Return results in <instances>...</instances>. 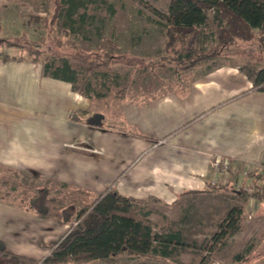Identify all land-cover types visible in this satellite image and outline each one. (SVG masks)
<instances>
[{
	"label": "crops",
	"instance_id": "obj_1",
	"mask_svg": "<svg viewBox=\"0 0 264 264\" xmlns=\"http://www.w3.org/2000/svg\"><path fill=\"white\" fill-rule=\"evenodd\" d=\"M7 4L0 0V13ZM237 54L231 50L215 65L176 68L165 82L154 74L149 92L127 94L119 103V128L111 129L69 116L72 110L88 113L92 105L71 82L43 76L40 62L20 59L22 55L5 60L0 53V167L19 172L14 175L21 174L30 185L60 181L94 193L113 185L127 196H155L159 202L149 204L155 211L150 218L156 221V212L171 217L170 210L192 196L215 194L206 190L214 160L230 162V172L221 175L230 183L241 180L246 166L264 163V91L251 90L252 82L241 70L243 65L264 68V53L244 60L233 58ZM156 84L164 89L153 93ZM258 184L264 187V177ZM26 199L23 191H0V241L12 252L39 259L49 253L46 243L69 224L30 211ZM157 260L158 255L119 253L81 264Z\"/></svg>",
	"mask_w": 264,
	"mask_h": 264
},
{
	"label": "trees",
	"instance_id": "obj_2",
	"mask_svg": "<svg viewBox=\"0 0 264 264\" xmlns=\"http://www.w3.org/2000/svg\"><path fill=\"white\" fill-rule=\"evenodd\" d=\"M90 1L94 0H55L50 17L32 14L28 22L52 30L60 15L72 18ZM211 9L215 11L218 22L213 32L215 43L210 47H198L197 43L202 35L201 26L206 22L207 12ZM153 10L161 17L166 38L161 57L173 61L177 70H184L207 60H211L210 65L217 64L214 59L222 55L237 39H258L264 52V0H171L166 13L155 8ZM52 40L61 42L56 36ZM3 42L8 48H25L28 57L21 56L20 59L40 62L43 76L69 81L73 89L90 99L98 96L94 91V82L83 77L78 83L79 73L94 75L98 70L109 71L118 59L113 52L107 50H102L101 56L63 57L55 52L46 53L39 46L25 47L9 37H1L0 45ZM3 58L17 59L14 55H4ZM152 65L155 66L156 63ZM241 70L251 80V90L264 91V68L243 65ZM128 92V85L116 88L113 91V101L122 102ZM75 112L86 113L87 110L80 109L69 114L71 118L79 119ZM132 133L146 136L136 129ZM252 175L254 188L250 192L245 189L236 190L241 205L232 206L226 211L213 235L215 239L220 240L238 229L240 217L251 198L264 200V187L258 184L263 176ZM0 185L23 191L27 195L26 208L37 215L69 224L62 236L46 243L49 253L39 259L12 252L0 241V264H81L119 253L167 258L195 245L186 240L177 222L170 217L162 214L165 222L161 225L150 218L154 209L149 204L159 202L155 196H127L119 193L113 185L100 193H94L60 181L51 185H28L4 178L0 180ZM221 188L230 192L235 190L212 183L206 190L216 193ZM240 256L235 255V259ZM208 260L209 256L204 255L201 262L205 264Z\"/></svg>",
	"mask_w": 264,
	"mask_h": 264
},
{
	"label": "rangeland",
	"instance_id": "obj_3",
	"mask_svg": "<svg viewBox=\"0 0 264 264\" xmlns=\"http://www.w3.org/2000/svg\"><path fill=\"white\" fill-rule=\"evenodd\" d=\"M7 1L5 11L0 13V16L4 14L3 20L0 19V38L9 37L25 47L39 46L46 53L55 52L63 57L71 55L101 56L102 50L113 52L116 58L118 57L109 71L98 70L94 75L85 72L79 73L78 83L83 77L93 81L94 91L98 96L91 99L92 105L88 113L75 112L78 118L82 116L84 119H89L97 113H102L105 117L103 126L118 129L116 112L119 103L112 99L113 91L116 88L128 85V94H141L148 88L149 80L154 78V74L158 73L164 82L173 77V70L176 69L175 63L161 57L166 38L160 22L161 17L153 10L155 8L166 13L171 0L90 1L85 8H80L78 14L72 18H67L64 14L60 15L52 30L29 23L28 19L32 14L50 17L54 11L55 0ZM207 14V20L201 26L202 35L197 43L198 47H210L215 43L213 32L217 27V18L212 9ZM53 36L60 38L61 42L52 40ZM12 49L13 51H10ZM261 49L262 44L258 39H237L214 61L224 60L226 58L224 55L231 50L238 51V54L233 57L237 60H244L248 57L256 59L260 54L263 55L264 52ZM10 50H7L5 42L0 45V53L3 55L28 57V53L23 47ZM203 62L210 63L211 60ZM153 63H156L157 66H153ZM163 87L156 84L152 91L153 93L159 92L164 89ZM81 142L86 143L87 140L83 139ZM73 147L93 150L92 147L80 143H74ZM11 171L0 167V180L7 178L27 184L28 180L21 174L14 175L19 172L14 171L12 174ZM245 177L247 176L243 175L241 180H235L234 183H230L229 180L226 183L217 184L220 186L229 185L235 189L234 191L223 189L205 198L202 197L203 195L192 196L186 205L173 207L169 212L172 217L170 218L177 222L186 240L195 245L180 253H175L171 257L158 256V259L161 260H157L156 263L202 264V257L208 255L209 260L205 264H264V200L259 201L256 198H251L248 202L251 208L248 210V206L247 209H244L238 222V229L220 240L213 237L218 230L219 223L225 217L226 211L232 206L241 205L236 190L245 189L250 192L254 188V175L248 176L247 182ZM245 187L251 188V190ZM6 190L17 191L0 185V191ZM13 199L18 200L16 197ZM256 205L259 206L256 208ZM154 217L158 225L165 222L161 213L156 212ZM237 254L241 256L236 260L235 255ZM141 264H145V262Z\"/></svg>",
	"mask_w": 264,
	"mask_h": 264
},
{
	"label": "built area",
	"instance_id": "obj_4",
	"mask_svg": "<svg viewBox=\"0 0 264 264\" xmlns=\"http://www.w3.org/2000/svg\"><path fill=\"white\" fill-rule=\"evenodd\" d=\"M231 170V165L228 160H220L216 159L213 161V179L211 181L212 184H218L220 182L226 183L228 180L225 177H222V173L228 174ZM245 176H250L252 174H261L264 177V163H257L246 166L242 173ZM251 190V188H247Z\"/></svg>",
	"mask_w": 264,
	"mask_h": 264
},
{
	"label": "water",
	"instance_id": "obj_5",
	"mask_svg": "<svg viewBox=\"0 0 264 264\" xmlns=\"http://www.w3.org/2000/svg\"><path fill=\"white\" fill-rule=\"evenodd\" d=\"M104 116L102 113H97L88 119V122L93 125L101 126L103 124Z\"/></svg>",
	"mask_w": 264,
	"mask_h": 264
}]
</instances>
